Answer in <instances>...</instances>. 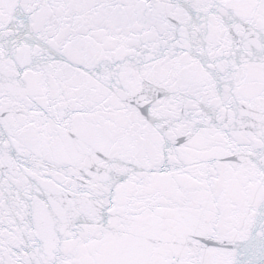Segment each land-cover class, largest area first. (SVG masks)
<instances>
[{
    "label": "snow or ice",
    "instance_id": "6c2138e0",
    "mask_svg": "<svg viewBox=\"0 0 264 264\" xmlns=\"http://www.w3.org/2000/svg\"><path fill=\"white\" fill-rule=\"evenodd\" d=\"M0 264H264V0H0Z\"/></svg>",
    "mask_w": 264,
    "mask_h": 264
}]
</instances>
